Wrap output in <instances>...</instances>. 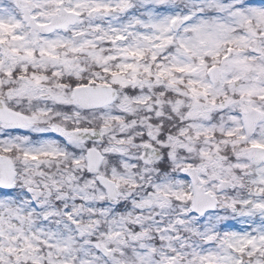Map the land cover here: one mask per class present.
Here are the masks:
<instances>
[{"label": "snow or ice", "instance_id": "6c2138e0", "mask_svg": "<svg viewBox=\"0 0 264 264\" xmlns=\"http://www.w3.org/2000/svg\"><path fill=\"white\" fill-rule=\"evenodd\" d=\"M144 3L147 8H151L153 3L164 7L166 0H144ZM237 6L243 7L239 4ZM136 12L134 0H7L6 4L0 3V88L5 86L4 78L7 77L8 83L19 81L17 87L12 89L17 94L43 91L48 75L43 74L41 69L53 62L75 74L76 78L70 81L74 99L82 104H107L111 100L112 85L106 79L100 83L97 78L83 80L78 62L68 53L61 57L57 51L61 47L68 48V42L63 39L52 41L44 38L45 33L71 31L83 39L79 40V43L72 42L70 52L89 55L97 62L116 59L115 56H104L105 50L119 52L124 58L142 59L146 52L150 53L153 61H159L156 64L157 80L167 79L168 87L182 95L184 93L179 86L184 85L197 101L194 105L196 115L190 116L193 121L190 128L198 129L195 133L197 139L204 136L211 140L215 136L214 127H204L198 123L209 119L207 113L219 114L218 110L238 103V111L231 117L237 127L223 132L226 139L211 143L207 150L200 149V158L205 163L196 165L188 158L187 154L194 148L188 143H180V137L172 136L168 128L171 121H165L163 130H158V134L149 131L144 135L145 140L155 136V141L159 143V152L155 154L159 159L155 163L158 171L154 182L146 189V196L154 195V199H145L137 206L138 213L140 209L145 208L166 209L170 195L177 201H186L191 208L187 209L185 206V210L175 217L174 226H164L162 230L157 228V231L161 232L158 242L168 241L169 249L160 253L158 262L153 259L156 249L151 245L147 246L148 251L138 259L139 264H185V257H191L188 264H245L247 256L248 264H264V227L241 225L228 216L216 217L219 231L216 225L208 226L204 231L194 226L204 219L205 209L215 206V193L208 190L205 180L210 170L213 171L214 178L219 180L220 186H224L239 179L233 169L243 171L253 160L264 162V135L241 134L235 139L240 126L254 133L264 125V60L257 63L252 59L264 53V31L249 28L246 33L237 36L234 26L226 23H193L191 15L172 13L157 16L152 11L143 13L148 17L147 20L140 15H129ZM257 12L258 17L264 19V5H259ZM85 15L88 16V32L81 28V25L85 24ZM244 22L241 20V23ZM141 27L150 31H137ZM106 45L111 48L105 49ZM253 45L255 47H252ZM249 48L251 57L243 55V50ZM165 50L172 55L161 61L160 56ZM119 67V73L111 72L113 84L125 87L131 96H136L138 89L129 85L140 83L136 75L141 66L125 62ZM128 70L133 73L131 79L128 78ZM109 71L110 69L105 68V72ZM144 71L152 74L150 67H144ZM177 73L180 75L177 76ZM51 75L60 76L61 72L57 70ZM243 80L250 82L240 84ZM57 87L68 85L61 81ZM229 89L238 94L239 101L229 97ZM218 97H221L223 102H218ZM255 98H258L259 102ZM139 99L144 102L143 98ZM202 99H209L211 105H201L199 101ZM212 119H215V116ZM32 123L31 119L5 108L0 103V127L20 129L30 127ZM178 128L181 135L187 131L179 125ZM54 130L60 134L59 141L43 140L39 148L25 151V157L38 160L41 156H64L66 152L62 151L59 145L67 139L71 141L67 143V148L76 154L72 163L81 165L79 151L73 146L78 143L74 135L63 129L54 127ZM175 131L177 129H172V132ZM5 143H12L11 138L0 139V144ZM241 143L246 145L243 148V156L236 151V145ZM4 150L11 151V148ZM94 151L89 144L85 161L86 176L95 172L100 164L101 157L98 153L94 154ZM228 152L233 155L228 156ZM229 159L233 163L227 164ZM13 182L11 161L0 157V210L4 198L18 196ZM98 182L109 188L110 198L115 202V206L105 207L107 201L99 205V212L96 213L99 218L93 222L90 229L94 231L103 222L110 229L106 235L112 238L122 235L125 229L134 226L135 230L128 233L133 240L150 239L144 225L146 222L162 223L160 216L136 214L133 219L132 213L127 210L133 207L135 201L130 204L127 200H121L120 192L113 190V186L104 181L103 177H100ZM255 182L264 190V171ZM177 185L184 187L177 189ZM231 206L233 209L251 208V211L241 212L237 221L264 215V200L238 201L233 198ZM93 212L95 213V209ZM113 212L116 215H113ZM66 214L72 216V210L66 208ZM100 218H103V221ZM255 223L253 220V224ZM176 226H180L188 234L187 237L181 236ZM174 238L181 241L178 248L173 247ZM96 247L101 246L97 244ZM103 250L106 253L111 251L106 247ZM253 257H256L254 261ZM34 264H40V261L36 260Z\"/></svg>", "mask_w": 264, "mask_h": 264}, {"label": "clouds", "instance_id": "9594fccd", "mask_svg": "<svg viewBox=\"0 0 264 264\" xmlns=\"http://www.w3.org/2000/svg\"><path fill=\"white\" fill-rule=\"evenodd\" d=\"M0 3L6 4L7 0H0ZM134 3L137 12L129 15H140L145 20L148 19L143 15L145 11H152L157 16L176 13L191 15L193 23L221 22L234 26L237 36L246 33L249 28L264 31V19L259 18L257 12L259 5H264V0H166L164 7L153 3L151 8H147L144 0H134ZM238 4L243 7H238ZM83 19L85 24L81 25V28L88 32V16L85 15ZM241 20L245 22L241 23ZM137 31L148 32L150 29L141 27ZM44 38L67 41L68 48L57 49L61 57L68 53L78 62L83 80L97 78L100 83L106 79L112 85L111 100L102 105L80 103L72 95L70 81L76 78L75 74L53 62L41 69L43 74L48 75V80L44 82V90L40 92L17 94L12 89L17 87L19 81L8 83L9 78H4L5 86L0 88V103L5 108L31 119L33 123L30 127L20 129L0 127V139L12 140L10 144H0V157L11 161L14 172L13 186L18 193V196L4 198L0 210V264H34L36 260L40 261V264H139V256L148 251L149 245L155 247L156 254L153 259L158 262L160 253L169 249L168 241L158 242L161 232L157 231V228L162 230L164 226H174L175 217L185 210V206L190 209L191 205L186 201H177L170 195L166 209L145 208L140 209L138 213L137 206L145 199H154V195L146 196V189L154 182L158 171L155 163L159 159L155 154L159 152V143L155 141V136L145 140L144 135L149 131L158 134V130H163L165 121H171L168 128L172 136L180 137V143H188L194 148L187 154L188 158L196 165L205 163L200 158V149L207 150L211 143L226 139L223 132L237 127L231 117L238 111V103L218 110L219 114L207 113L209 119L198 123L204 127H214L215 136L211 140L204 136L197 139L195 133L198 129L190 128L193 122L190 116L196 115L194 105L197 101L184 85L179 86L184 93L182 95L168 87L167 79L157 80L156 64L159 61H153L150 53L146 52L142 59L124 58L119 52L105 50L104 56H115L116 59L97 62L89 55L70 52L72 42L79 43V40L83 39L71 31L45 33ZM108 48L111 46L106 45L105 49ZM173 50L175 51V48ZM170 55L172 53L165 50L160 60L163 61ZM243 55L251 57V48L243 50ZM252 59L259 63L264 60V53ZM125 62L141 66L136 75L140 83L129 85L138 89L136 96H131L125 87L113 84L111 72L119 73V65ZM146 66L151 68V75L144 71ZM105 68L110 71L105 72ZM57 70L61 75L52 76L51 73ZM127 75L131 79L132 71L128 70ZM179 75L177 73V76ZM61 81L68 87H57ZM249 82L243 80L240 84ZM228 95L239 101L238 94L231 89L228 90ZM139 98H143L144 102H140ZM217 99L218 102H223L221 97ZM255 99L259 102L258 98ZM199 103L204 106L211 105L209 99H202ZM213 116L215 119H212ZM178 125L187 131L181 135ZM54 127L74 135L78 143L73 146L79 151L81 165L72 163L76 154L67 148V143L71 142L67 139L59 145L61 150L66 152L64 156H41L38 160L25 157V151L39 148L43 140L59 141L60 134ZM172 129L177 131L172 132ZM241 134L264 135V125L254 133L240 126L235 139ZM89 144L101 160L96 171L86 176L85 161ZM244 147L246 145L243 143L236 145V151L241 156ZM5 148H11V151H5ZM232 155V152H228V156ZM226 163L231 164L233 161L229 159ZM262 171L264 162L250 161L247 169L243 171L233 169L239 177L237 181L220 186L219 180L214 178L213 171L210 170L205 180L208 190L215 193V206L205 209L204 219L194 226L204 231L206 227L216 225L219 231L216 217L228 216L241 225L264 227V215L237 221L241 212L251 211V208L233 209L231 206L233 198L238 201L264 200V190L255 182L260 178ZM100 177L113 186V190L120 192L121 200H127L130 204L135 201L133 207L127 210L132 213L133 219L136 214L160 216L162 223L146 222L144 225L150 239L133 240L128 233L135 230L134 226L125 229L122 235L112 238L106 235L110 229L103 222L94 231L90 229L93 222L99 218L96 215L99 205L107 201L105 207L115 206V202L110 198L109 188L98 182ZM176 187L182 189L184 186ZM66 208L72 210V216L66 214ZM112 214L116 215L115 212ZM100 219L103 221V218ZM253 220L256 221L255 224ZM176 227L181 236L187 237L188 234L180 226ZM173 236L175 237V234ZM97 244L101 247H96ZM180 244L181 241L174 238L173 247L178 248ZM105 247L111 251L106 253L103 250ZM255 258L253 257V261ZM189 259L191 257H185V264H188ZM245 264H248L247 256Z\"/></svg>", "mask_w": 264, "mask_h": 264}]
</instances>
